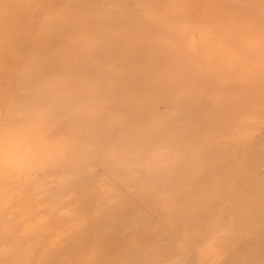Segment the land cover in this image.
Wrapping results in <instances>:
<instances>
[{
  "label": "rangeland",
  "instance_id": "1",
  "mask_svg": "<svg viewBox=\"0 0 264 264\" xmlns=\"http://www.w3.org/2000/svg\"><path fill=\"white\" fill-rule=\"evenodd\" d=\"M0 264H264V0H0Z\"/></svg>",
  "mask_w": 264,
  "mask_h": 264
}]
</instances>
